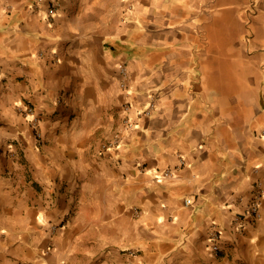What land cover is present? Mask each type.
<instances>
[{"label": "crops", "instance_id": "0c3cea01", "mask_svg": "<svg viewBox=\"0 0 264 264\" xmlns=\"http://www.w3.org/2000/svg\"><path fill=\"white\" fill-rule=\"evenodd\" d=\"M0 264H264V0H0Z\"/></svg>", "mask_w": 264, "mask_h": 264}, {"label": "built area", "instance_id": "2783aa9c", "mask_svg": "<svg viewBox=\"0 0 264 264\" xmlns=\"http://www.w3.org/2000/svg\"><path fill=\"white\" fill-rule=\"evenodd\" d=\"M152 106H153V103L150 102V103H149V107L146 108V109H144V110H142V111H141V114H142V115H150V114H151V108H152ZM24 112H25L26 116L28 117V121L30 122V125H31L32 128L35 130V136H36V138H37L38 140L41 139L42 134H41V132L39 131L40 117H39V115L37 114L35 108H34L33 106H31V105H28V106L25 107ZM127 123H128V122H127ZM119 142H120V139H119V138H116V139L112 142L113 144H110V145H108L107 147H109V146H111V145H114L115 143L118 144ZM165 174L168 175V174H170V172H169V171H166ZM186 203H187V204L192 203V199H191V198H187V199H186ZM250 212L253 213V214H255V215H257V214H258V204L253 205V206L251 207V209H250ZM55 227H56V226H54L53 229H56ZM218 236H219L218 231H214V232L211 234V239H212V242H213V250H214L215 252H218L219 249H220V247H219V245H218V242H217V241H218Z\"/></svg>", "mask_w": 264, "mask_h": 264}, {"label": "rangeland", "instance_id": "374dc122", "mask_svg": "<svg viewBox=\"0 0 264 264\" xmlns=\"http://www.w3.org/2000/svg\"><path fill=\"white\" fill-rule=\"evenodd\" d=\"M223 65H224V69H226V68H231V66H226V64L228 63V61L226 60V62H225V60L224 61H222L221 62Z\"/></svg>", "mask_w": 264, "mask_h": 264}]
</instances>
